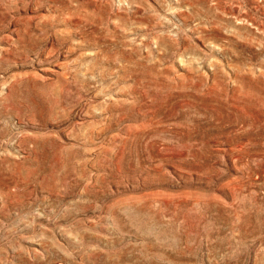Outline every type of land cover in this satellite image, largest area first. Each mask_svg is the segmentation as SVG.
Masks as SVG:
<instances>
[{
    "label": "rangeland",
    "instance_id": "1",
    "mask_svg": "<svg viewBox=\"0 0 264 264\" xmlns=\"http://www.w3.org/2000/svg\"><path fill=\"white\" fill-rule=\"evenodd\" d=\"M0 264H264V0H0Z\"/></svg>",
    "mask_w": 264,
    "mask_h": 264
}]
</instances>
